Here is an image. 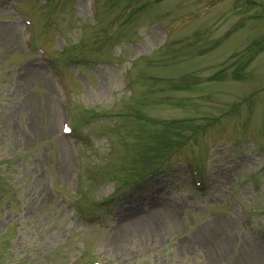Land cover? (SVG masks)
<instances>
[{
  "label": "rangeland",
  "instance_id": "rangeland-1",
  "mask_svg": "<svg viewBox=\"0 0 264 264\" xmlns=\"http://www.w3.org/2000/svg\"><path fill=\"white\" fill-rule=\"evenodd\" d=\"M255 1L96 0V18L92 0L0 1V264H264ZM155 20L171 29L161 48ZM63 122L83 136L62 134ZM129 211L136 223L115 237Z\"/></svg>",
  "mask_w": 264,
  "mask_h": 264
},
{
  "label": "bare ground",
  "instance_id": "bare-ground-1",
  "mask_svg": "<svg viewBox=\"0 0 264 264\" xmlns=\"http://www.w3.org/2000/svg\"><path fill=\"white\" fill-rule=\"evenodd\" d=\"M32 71L35 73V74H37L38 76H40L41 75V71L40 70H36V69H32ZM41 77V76H40ZM130 212V211H129ZM128 212V214L127 215H123L122 216V220H124V219H126V218H128L129 220H128V222L125 220L124 222H117V225H116V227L114 228V235H115V237H119L120 236V234L122 235V233H121V231L123 230V227H125L124 225H127V226H129L130 224H132V225H130V227L131 226H133V224H135L136 222V220L132 217V218H130L129 216H131L132 214H131V212L129 213ZM120 238V237H119Z\"/></svg>",
  "mask_w": 264,
  "mask_h": 264
}]
</instances>
